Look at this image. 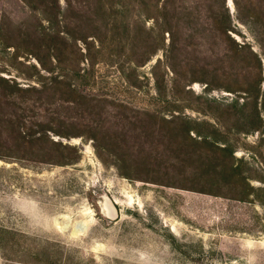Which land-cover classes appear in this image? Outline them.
<instances>
[{"label":"rangeland","instance_id":"obj_1","mask_svg":"<svg viewBox=\"0 0 264 264\" xmlns=\"http://www.w3.org/2000/svg\"><path fill=\"white\" fill-rule=\"evenodd\" d=\"M254 1L0 0V264H264Z\"/></svg>","mask_w":264,"mask_h":264},{"label":"trees","instance_id":"obj_2","mask_svg":"<svg viewBox=\"0 0 264 264\" xmlns=\"http://www.w3.org/2000/svg\"><path fill=\"white\" fill-rule=\"evenodd\" d=\"M234 5L236 7V12L238 14L245 12H254L258 10V6L256 5V2L254 0H233ZM261 8V7H260ZM262 9V8H261ZM252 18L254 16V13H251ZM258 19H256V22ZM263 25V24H262Z\"/></svg>","mask_w":264,"mask_h":264}]
</instances>
